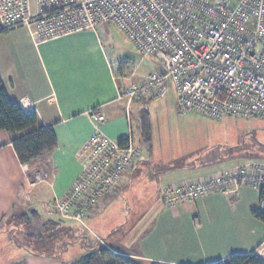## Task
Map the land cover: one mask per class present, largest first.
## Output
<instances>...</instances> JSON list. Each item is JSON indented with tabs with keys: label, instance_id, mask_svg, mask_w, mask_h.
<instances>
[{
	"label": "crops",
	"instance_id": "obj_1",
	"mask_svg": "<svg viewBox=\"0 0 264 264\" xmlns=\"http://www.w3.org/2000/svg\"><path fill=\"white\" fill-rule=\"evenodd\" d=\"M109 33V24L41 42L26 26L0 33L4 88L19 105L23 98L32 101L39 116L35 127L16 133L0 130V264H77L102 248L137 264H211L232 254L255 253L264 242V222L246 215L251 225L246 232L237 214L224 216L221 209L236 200L229 206L233 211L257 209V203L260 209L258 188L240 186L236 197L211 193L174 207L165 203V187L207 180L243 161L233 153L160 159L159 130L154 131L152 120L153 105L159 107L160 99L130 102L121 96L129 82L159 66L132 75L130 66L120 67L127 57ZM96 108L105 115L104 123L91 117ZM144 112L150 121L148 142L142 129ZM39 126L53 128L57 146L43 159L22 163L12 141ZM129 129L142 148L136 168L92 208L87 226L60 217L53 202L81 176L90 137L100 130L119 140ZM36 171L47 172L48 178L31 185ZM152 201L159 202V217L144 227V204ZM29 214L32 221L18 238L22 229H9L8 222Z\"/></svg>",
	"mask_w": 264,
	"mask_h": 264
},
{
	"label": "built area",
	"instance_id": "obj_2",
	"mask_svg": "<svg viewBox=\"0 0 264 264\" xmlns=\"http://www.w3.org/2000/svg\"><path fill=\"white\" fill-rule=\"evenodd\" d=\"M102 24L115 25L139 56H154L165 69L129 82L121 94L128 101L161 99L173 82L181 111L215 120L264 117V0H0L1 29L26 26L37 42ZM129 66L126 60L120 64ZM20 106L36 110L28 98ZM90 115L105 122L100 108ZM84 150L81 176L52 208L87 226L92 208L136 168L142 148L131 129L119 140L99 130ZM33 177L31 185L46 181L48 173L36 171ZM240 186L264 190V160L243 162L207 180L167 186L163 199L174 207L211 193L236 197ZM255 255L264 262V242Z\"/></svg>",
	"mask_w": 264,
	"mask_h": 264
},
{
	"label": "rangeland",
	"instance_id": "obj_3",
	"mask_svg": "<svg viewBox=\"0 0 264 264\" xmlns=\"http://www.w3.org/2000/svg\"><path fill=\"white\" fill-rule=\"evenodd\" d=\"M109 31V36L115 42L117 49L127 57L125 60L128 61L131 70L136 65L137 73L149 72L159 64L154 56L145 58L139 56L129 39L113 24H109ZM153 108L154 131L159 130L160 159L188 154H196L198 158H204L210 153L217 155L233 153L241 157L243 162L264 160V117L226 116L215 120L193 111H181L178 107L177 91L173 82L169 84L166 97L159 100V107L153 105ZM149 198L150 201L151 198ZM120 200L122 205L126 203L122 196ZM236 201H232V204ZM232 204H224L221 215L232 217L233 214H237L238 222L242 223L245 231L248 232L251 225L248 226L245 216H251L256 220L257 218L250 209L246 211L243 207H238L237 211H233L229 207ZM116 206H121V204H115ZM256 206L259 208V203ZM144 207L148 210L147 218L142 222L145 227L153 224L159 217V202L152 201L144 204ZM28 216L31 215L15 217L8 222L9 229L14 226L22 229L18 238L23 237L29 222L32 221ZM65 222L68 223L69 220ZM76 222L74 220V223ZM36 227H39L38 224ZM87 236L90 235L87 234Z\"/></svg>",
	"mask_w": 264,
	"mask_h": 264
},
{
	"label": "trees",
	"instance_id": "obj_4",
	"mask_svg": "<svg viewBox=\"0 0 264 264\" xmlns=\"http://www.w3.org/2000/svg\"><path fill=\"white\" fill-rule=\"evenodd\" d=\"M3 32L0 26V33ZM39 123V116L34 112H26L19 103L12 101L2 82L0 75V130L16 133L35 127ZM144 139L148 142L151 137L149 114L144 112L142 118ZM13 147L22 163H33L43 159L57 146V138L52 127L39 126L32 131L22 134L12 141ZM260 197H264V190H260ZM253 215L264 222V211L253 209ZM77 264H137L134 259L102 248L99 253H91L86 259ZM211 264H264L255 253L232 254L223 261Z\"/></svg>",
	"mask_w": 264,
	"mask_h": 264
},
{
	"label": "water",
	"instance_id": "obj_5",
	"mask_svg": "<svg viewBox=\"0 0 264 264\" xmlns=\"http://www.w3.org/2000/svg\"><path fill=\"white\" fill-rule=\"evenodd\" d=\"M159 69H160V71H161L162 73H165V69L163 68L162 65L159 66Z\"/></svg>",
	"mask_w": 264,
	"mask_h": 264
}]
</instances>
